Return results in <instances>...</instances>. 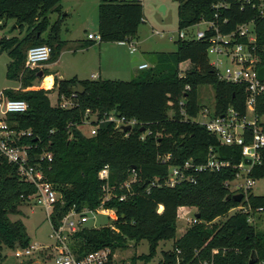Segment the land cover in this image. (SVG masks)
Returning a JSON list of instances; mask_svg holds the SVG:
<instances>
[{
    "label": "trees",
    "instance_id": "trees-1",
    "mask_svg": "<svg viewBox=\"0 0 264 264\" xmlns=\"http://www.w3.org/2000/svg\"><path fill=\"white\" fill-rule=\"evenodd\" d=\"M60 1L0 0V27L13 20V28L27 30L22 37L1 38L0 47L11 59L7 76L21 84L4 93L28 104L25 111L9 114L11 128L27 132L18 143L28 146L30 162L38 163L44 178L60 194L50 215L51 224L57 226L72 208L76 212L99 207L110 211V224L84 225L71 234L69 246L74 254L80 257L109 248L111 264L117 249L146 240L148 252L137 256L146 264L156 255L160 241L173 239L172 248L162 251L157 264H250L252 251L256 253L252 264H264V231L247 220L250 213L264 212V195H255L249 189L246 201L225 200L232 193L228 183L239 170L236 166L242 159L241 148L221 144L215 134L192 120L201 108L199 85L213 86L215 113H223L229 107L239 116L246 111L245 84L221 80L209 61V37L215 31L207 30L200 39L178 37L174 51L158 52L157 60L131 80L54 77L53 85L45 89L33 81L40 71L44 76L48 73L38 67L26 68L25 55L29 47L40 44L51 47L48 60L58 55L63 45L58 35L59 22L51 24L48 14L59 10ZM259 1L177 0V27L181 30L202 20L212 21L217 32L225 35L240 24L253 21L254 54L258 57L255 68L263 75L264 19L253 6ZM142 20L141 1L99 0L98 42H125L136 35ZM44 31H48L45 39L41 38ZM87 41L89 45L95 43ZM185 61L190 66L181 73L179 66ZM78 83L83 91L73 93L71 89ZM53 89L57 91L55 105L48 97ZM63 99L69 101L68 106L60 105ZM110 112L126 120L135 119L136 123L124 132L113 121H107L89 136L78 129L89 113L96 114L97 124ZM255 113L264 116V93L257 96ZM209 148L229 165L218 171L190 167L185 174L192 176L193 181L165 184L170 167L183 165L187 160L194 166L203 164ZM44 153H50L51 159L39 157ZM167 154L168 160L162 161L161 157ZM104 166L108 167V177L100 179L98 173ZM249 176L264 178V160L252 167ZM132 177L128 190L123 183ZM105 185L111 192L106 200ZM34 191L33 184L20 179L17 167L0 157V257L4 247L31 245L23 221L12 220L10 215L18 214L19 205ZM122 195L125 197L120 199ZM242 202L249 204L250 212L227 214ZM180 207L196 208L194 214L199 216L176 238ZM222 216L224 220L215 221ZM135 261L133 257L130 264Z\"/></svg>",
    "mask_w": 264,
    "mask_h": 264
},
{
    "label": "rangeland",
    "instance_id": "rangeland-1",
    "mask_svg": "<svg viewBox=\"0 0 264 264\" xmlns=\"http://www.w3.org/2000/svg\"><path fill=\"white\" fill-rule=\"evenodd\" d=\"M98 4L99 0H61L59 2V10L49 12L50 23L59 22L58 35L63 41V45L54 60L50 59L40 62L41 65L45 66V72L57 71L62 78H70L74 74L81 76V74L88 72L91 66L101 63L106 68V73L101 75L102 79L110 78L128 81L142 71V69L137 68L140 62L146 61L147 64L152 65L157 60L158 52L174 51L176 48L175 41L179 32L183 31L185 37L183 36L182 39H187L198 29H204L207 26L200 22L179 30L177 27V0H141L143 20L138 26L136 35L130 41L121 42L120 44H117L118 42H101V44L96 42L94 45H89L87 41L88 33L97 34L98 32ZM161 6H164V10L160 9ZM13 22V20H9L0 27V39L10 36L22 37L26 33V27L24 31L17 27L13 28ZM47 35L48 31H44L41 34V38L45 39ZM132 43L136 48L135 54L130 53L129 45ZM87 49L90 51L87 52ZM134 55H137V60H132ZM208 58L212 61L215 56L213 53H209ZM10 60L7 51L0 47V91L9 88L18 89L21 86L18 79H12L7 76V67ZM221 60L222 64L219 66L221 70L226 67L231 69L237 67L235 63L226 57H222ZM151 65H148L147 68ZM188 67L189 64L181 63L179 66L180 72L184 73ZM87 77L89 76L87 75ZM45 81L49 82V78L38 77L33 81V84L43 88ZM48 97L52 105L57 104V91L55 89L48 93ZM197 97L201 108L198 114L192 118L194 121L203 119L200 114L204 109H208L209 112L214 110L213 86L199 85L197 87ZM60 105L68 106L69 101L63 99ZM109 114L113 117L116 124L114 113L110 112ZM170 114L172 113L170 112ZM96 120V114L89 113L88 118L80 127L81 133L85 134V136L92 135L96 133L100 125L102 126L104 122L108 121L107 119H102L95 124ZM241 174L236 181L244 183L246 175L242 170ZM234 183L235 180L229 181L230 189H233ZM250 192L255 195H264V178L255 179V183L250 187ZM19 210L18 214H11L10 218L23 221L30 244H37L39 248L32 250L30 255L17 257L15 251L17 249L23 250L24 248L4 247L1 251L0 264H55L54 238L48 213L33 200L22 202L19 205ZM234 211V209H230L227 214H231ZM95 212V216H90L82 226L100 227L111 223L110 212L106 214L100 211ZM194 212H196V208L180 207L178 209L176 238L194 223ZM73 218L76 219L77 217L74 216ZM224 219L225 216H222L215 221ZM247 220L258 229L264 231V212L257 211L254 214H249ZM172 245L173 239L160 241L156 255L146 264H157L162 256V251L171 249ZM147 252L148 243L146 240L140 241L137 245L129 243L127 248L115 251L111 264H130L133 257L136 259L135 264H143L137 256Z\"/></svg>",
    "mask_w": 264,
    "mask_h": 264
},
{
    "label": "built area",
    "instance_id": "built-area-1",
    "mask_svg": "<svg viewBox=\"0 0 264 264\" xmlns=\"http://www.w3.org/2000/svg\"><path fill=\"white\" fill-rule=\"evenodd\" d=\"M253 6H256L259 16L264 19V0H260ZM201 23L207 26L204 29H198L193 35L189 36L188 39L203 38L206 35V31L209 29L215 31V34L209 37V47L207 49V55L213 53L215 58L209 61L216 68L217 75L221 80L245 84L246 111L244 116H239L238 112L232 107L227 108L223 113H215L214 110L209 112L208 109H204L200 114L203 119L196 121L204 125L208 131L215 134L221 144L240 146L242 159L236 166L239 170L234 179L235 183L233 189H230L229 183L228 187L232 193L242 192V199L246 201L248 190L255 183V179L250 177L249 173L254 165H259L264 160V116H258L255 113L257 96L264 93V74L260 75L259 71L255 68L258 57L254 54L253 44L256 39L254 22L249 21L240 24L235 31L225 35L217 32V28L212 21L202 20ZM183 36L184 32H179L178 37L183 38ZM87 37L96 42L100 39L99 34L94 33H88ZM134 51L135 48L130 44V52ZM50 53L51 47L47 44L29 47L25 55V67L28 69L38 67L40 62L49 59ZM222 57L228 58L231 62L235 63L237 67L234 69L226 67L221 70L219 66L222 64ZM147 66L146 63H142L138 68L144 69L147 68ZM186 88L189 89V86H186ZM27 107L28 104L25 100L9 98L4 93V90L0 91V157H3L8 163H12L17 167V173L20 179L34 185L35 191L28 195L26 200H33L36 204L44 208L50 219L55 203L60 200V194L53 188L52 184L44 178L38 163L30 162L27 153L28 146L18 143L20 136L27 132H16L11 128L12 124L8 120L9 114L23 112ZM115 117L117 122L116 124L114 123L115 127L122 131H124L123 126L130 125L132 127L136 123L135 119L126 120L124 117ZM106 119L114 122L110 114ZM124 132H126V130ZM125 135H127V133H125ZM142 137H144V135H142ZM39 157H47V159L50 160L51 154L44 153ZM169 157V154L164 155L161 157V160L166 161ZM244 159H249L250 163H244ZM228 165V161L218 159L213 149L209 148L207 159L203 164L194 166L190 160H187L183 165L170 167L165 184L173 186L183 180L193 181L192 176L185 174V171L190 167L196 170L218 171L222 167ZM241 170L246 175L244 183L236 181L237 178L242 175ZM98 176L100 179H107L108 167L104 166L99 171ZM133 179L132 177L130 180L125 181L123 183L124 188L129 190L130 181ZM103 189L105 190L103 199H109L111 197V192L107 185H105ZM124 197L125 196L122 195L120 199ZM232 209L235 211L250 212L249 204L243 202ZM161 210L162 206L159 205L157 211L160 212ZM259 210H261V208H259ZM95 211H100L103 214L110 212L108 209L102 207L95 210L84 208L80 212H76L72 208L60 219L57 226L52 225L50 220L54 238L53 249L55 250V264H109V248L90 251L84 256L79 257L74 254L69 246L71 234L78 230L90 216L94 217L96 214ZM74 216L77 218L74 219ZM195 221L196 218L193 219V222ZM38 248L39 246H37V244H33L23 250L17 249L15 255L17 257L30 255L32 250ZM216 251L217 250H213V252Z\"/></svg>",
    "mask_w": 264,
    "mask_h": 264
},
{
    "label": "crops",
    "instance_id": "crops-1",
    "mask_svg": "<svg viewBox=\"0 0 264 264\" xmlns=\"http://www.w3.org/2000/svg\"><path fill=\"white\" fill-rule=\"evenodd\" d=\"M97 34H98V32H97ZM88 38V37H87ZM132 39V37L131 38H129V40H127V41H130ZM87 40H91V41H94V40H92V39H87ZM95 43H96V41H95ZM99 44H101V42H98ZM97 43V44H98ZM121 42H118L117 44H120ZM92 45H94V43L92 44ZM132 45H133V43H132ZM133 47L135 48V46L133 45ZM91 49V48H90ZM101 49V48H100ZM129 49H130V45H129ZM81 51H83V49H81ZM90 50L89 49H87V52H89ZM135 51H136V48H135ZM135 51L134 52H130V53H132V54H135ZM138 59V57H137V55H134L133 56V58H132V60H137ZM142 63H146L147 64V62L146 61H143V62H140L138 65H137V68H138V66L140 65V64H142ZM149 63V62H148ZM183 63H187V64H189V62L188 61H185V62H183ZM147 65H151V64H147ZM189 66H190V64H189ZM38 68H40L41 70H45V66L44 65H39L38 66ZM139 69V68H138ZM48 74L47 75H42V78H44V77H48L49 78V82H44V87L43 88H45V89H48V88H50L52 85H53V81H54V77H58V78H62V76H61V74L60 73H57V71L56 72H47ZM87 73V74H86ZM85 74H81V76H79L78 74H74L73 76H76L78 79H99V78H101V75H102V73H106V68L104 67V65H102L101 63H98L97 65H94V66H91L90 68H89V71L88 72H86ZM87 75L89 76V77H87ZM44 76V77H43ZM41 86H42V84H41ZM20 88V87H19ZM80 127L81 126H78V129L80 130ZM191 208H193V207H191Z\"/></svg>",
    "mask_w": 264,
    "mask_h": 264
},
{
    "label": "water",
    "instance_id": "water-1",
    "mask_svg": "<svg viewBox=\"0 0 264 264\" xmlns=\"http://www.w3.org/2000/svg\"><path fill=\"white\" fill-rule=\"evenodd\" d=\"M161 10H164V6H161L160 7ZM38 77H42V71H40L38 73ZM72 92L73 93H80L83 91V86L81 84H76L75 86L72 87ZM131 128L130 125H125L123 126V130H129ZM244 163H247L249 164L250 163V160L249 159H244ZM243 198V193L242 192H233V193H228L226 196H225V200H234L236 202H240L241 199ZM196 217H198L199 215L198 214H195ZM256 262V253L255 251H252V254H251V258L249 260V263L252 264Z\"/></svg>",
    "mask_w": 264,
    "mask_h": 264
}]
</instances>
